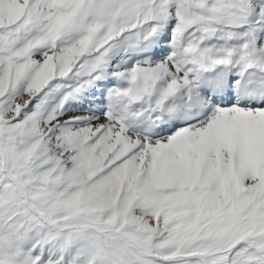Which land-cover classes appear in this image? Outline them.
I'll use <instances>...</instances> for the list:
<instances>
[{"label": "snow or ice", "instance_id": "1", "mask_svg": "<svg viewBox=\"0 0 264 264\" xmlns=\"http://www.w3.org/2000/svg\"><path fill=\"white\" fill-rule=\"evenodd\" d=\"M0 264H264V0H0Z\"/></svg>", "mask_w": 264, "mask_h": 264}]
</instances>
